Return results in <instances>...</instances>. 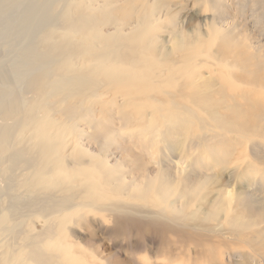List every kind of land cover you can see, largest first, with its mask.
<instances>
[{
	"label": "rangeland",
	"instance_id": "obj_1",
	"mask_svg": "<svg viewBox=\"0 0 264 264\" xmlns=\"http://www.w3.org/2000/svg\"><path fill=\"white\" fill-rule=\"evenodd\" d=\"M59 6L106 17L93 27L104 35L90 28L87 38L110 41L118 33L130 59L141 63L118 70L123 53L109 58L110 68L96 63L110 85L87 100L94 110L80 126L84 133L42 123L47 111L60 117V104H51L61 97L37 73L0 86V137L8 136L0 140V207L6 208L0 264H27L39 254L30 249L35 243L44 251V233L27 236L34 222L44 221L35 218L26 232L20 221L25 210L18 196L27 191L58 202L49 210L51 221L58 220V243H47L52 261L39 264H264V0H68ZM49 31L33 48L58 59L53 70L96 67L78 34ZM224 34L231 47L217 52L221 42L214 38ZM91 48L102 53L95 42ZM8 50L0 39V60ZM161 50L178 52L160 62ZM44 132L56 135L37 141ZM54 145L68 148L71 159L50 163L43 148ZM132 182L160 193L169 211L159 202L160 208L145 207L159 198H135ZM120 184L131 189L115 192ZM86 203L121 208L123 216L110 219L95 209L78 220L72 207ZM59 210L69 212L64 226ZM156 212L164 219H151ZM17 238L26 251L8 245Z\"/></svg>",
	"mask_w": 264,
	"mask_h": 264
},
{
	"label": "bare ground",
	"instance_id": "obj_2",
	"mask_svg": "<svg viewBox=\"0 0 264 264\" xmlns=\"http://www.w3.org/2000/svg\"><path fill=\"white\" fill-rule=\"evenodd\" d=\"M67 1L68 0H0V39L6 41V46L9 49L7 58L5 60H0V86L7 85L11 87L14 85H19L27 81L32 74L37 73L39 75V78L42 80V84H45L48 87H53L51 88L53 93L61 97L60 100H57L56 102L51 104L52 106L60 104V117H51L49 116V111H47V113L43 115L42 123L45 125L49 124L54 128L61 125L57 129L58 132L61 131L64 127L69 130H79L81 133H84L85 131L81 130L80 126L84 122V120L87 119L89 114L94 110V108H90V106L88 105L89 103H87V100L91 96H98L99 91L103 92L105 87H107L108 84L110 85L109 82H106L107 77H103L104 75L99 71V66L96 63L101 62L100 64H102V62H108L105 64V66L110 68L111 59L109 58L118 56V54L120 53H123L125 57L119 62L115 60L118 70L121 68L125 69L131 67L132 65H134V67H138L139 69L141 61H139L137 57H135L134 60L130 59V46H121L118 33H116L110 41L95 40L91 37L87 38L89 29L95 27L97 23L103 22L107 18L92 16L87 11L83 13H76L73 10H63L61 6L55 7L58 6V4H65L67 3ZM59 9H62L63 12L57 13ZM176 20L177 18H170L169 25L176 26ZM157 21L158 20H154V22ZM83 23H86L85 32L83 30ZM136 23L137 22H135V24ZM147 28L148 25L145 26V29ZM50 29H55L57 33H62V36L64 37H68L72 34H78L81 38L80 43H82V45L86 43L89 46L88 49H83V54L90 53L91 63L95 64L96 67L84 70H82V68L80 67V69H75L73 72L69 73H64L65 70L63 71L62 69L59 72H57V70H53L52 65L55 61H58V59H56V57L51 55L48 51H40L33 48V45L36 41H40L41 43H43L41 39L42 34L46 35L47 40L49 39ZM136 29L138 30L137 27ZM210 31L211 30L209 29L208 32ZM92 32L96 33L98 36L104 35L103 31H98L94 28L92 29ZM213 32L217 34L216 31ZM200 36L207 37V35H204V33H202ZM223 37L224 39L219 37H217L219 39H215L216 37L214 38V42L216 44L218 42H221V44L218 43L219 49L217 50V52H228L227 48L231 47V45H227V35L224 34ZM94 42L97 43V46L100 49H102V53L98 54L92 50L91 47ZM211 44L213 45V42H211ZM203 45H205V42L202 43V47L203 49H205ZM140 46H142L148 52L152 49L149 47L146 41L141 42ZM47 47L48 46H44V48ZM105 47L108 49L105 50ZM63 49V46H57V50L63 51ZM177 52L173 50H161L159 58L160 62L166 61L168 58L174 56ZM137 53L138 48L134 51V54L136 56ZM85 62L86 61L84 60V63ZM94 78H105L106 80L102 82L101 79L100 81H97ZM128 86L136 88V85H134L133 82L129 83ZM131 95L133 96V98H131L134 99V96L136 94L134 92ZM8 97L12 99L13 94L9 93ZM25 126H27V124H25ZM56 133H41L39 137H36V140L40 141L42 138L47 137L49 135H56ZM6 138H8V136L0 137V140H4ZM43 150L44 152L50 151L49 153H47V159L52 164H56L61 161L65 162L66 160L71 159V157L69 156L70 152L68 148L62 149L59 145H54L51 147V149L45 147L43 148ZM102 171H105L104 168H102ZM65 175H70V173H66ZM1 183L2 181L0 182V189H2ZM131 186L133 191H135V198L147 193L151 194L153 197L159 198V200L156 201L146 202L145 207H151V210H153L154 208H157L159 206V202L160 204L165 205V210L168 209L166 201L160 193H154L153 189L136 185L134 182H132ZM130 189L131 188L128 185L120 184L116 187L115 192L126 194V191L128 192V190ZM63 191L71 193L75 190L63 189ZM80 194L85 195V192H81ZM54 197L55 195L44 193L41 196L40 200H37L39 196L38 194H36V192L33 191H27L18 196L19 206L25 210L24 217H22V219L20 220L24 223L25 232L32 226V223L34 222L35 218L43 220L45 222V225L44 222H42V226L37 225V227L35 226L36 224L34 222V230L28 232L27 234L28 236L34 232H40L46 235V239L42 242V249H44V251L41 252L40 246L36 243L30 245V249L32 251L39 252V254H33L29 256L27 258V264H39L41 260H44L45 262L52 261V258L48 257V255H51V250L47 248V243L50 242L55 244L58 243L56 242V240L59 239L56 227V225L58 224V220L56 222L53 220L51 221L52 216L49 213V210H52L53 206L58 205V202H56ZM35 203L36 211H33ZM95 209H99L101 212L108 214L110 216V219L112 218L117 220L123 216L121 215V213L123 212L121 208H110L107 206L97 207L92 206L89 203L74 205L72 207V212L75 214V216L78 217V220H80L83 218V213H87V211ZM74 210L79 211L75 213ZM4 211H6V208L0 207V212ZM58 212V219H63L62 226L66 225L67 216L69 215V212H66V214H63L64 212L60 213L61 210H59ZM172 213L173 216H177L176 218H179V216L181 215V212L175 209ZM153 216L162 218V220L164 219L163 215L158 214V212H156L155 215H151L150 218L152 219ZM237 221H231L230 223L234 224ZM52 228L54 229L53 232L51 231ZM18 240L19 239L17 238L16 242H13L8 245L11 247L17 245V249H22L23 251H26L24 245L18 243ZM58 264H62V262L58 261Z\"/></svg>",
	"mask_w": 264,
	"mask_h": 264
}]
</instances>
